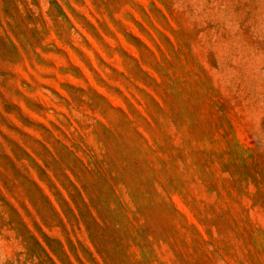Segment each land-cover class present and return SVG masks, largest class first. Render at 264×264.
I'll list each match as a JSON object with an SVG mask.
<instances>
[{"label":"rangeland","instance_id":"rangeland-1","mask_svg":"<svg viewBox=\"0 0 264 264\" xmlns=\"http://www.w3.org/2000/svg\"><path fill=\"white\" fill-rule=\"evenodd\" d=\"M0 264H264V0H0Z\"/></svg>","mask_w":264,"mask_h":264}]
</instances>
